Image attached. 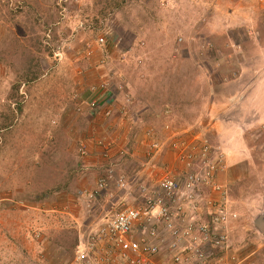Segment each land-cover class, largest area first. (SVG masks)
<instances>
[{"label":"rangeland","instance_id":"rangeland-1","mask_svg":"<svg viewBox=\"0 0 264 264\" xmlns=\"http://www.w3.org/2000/svg\"><path fill=\"white\" fill-rule=\"evenodd\" d=\"M195 133L226 156L223 263L264 264V0H0V264H75Z\"/></svg>","mask_w":264,"mask_h":264},{"label":"built area","instance_id":"built-area-1","mask_svg":"<svg viewBox=\"0 0 264 264\" xmlns=\"http://www.w3.org/2000/svg\"><path fill=\"white\" fill-rule=\"evenodd\" d=\"M184 136L171 139L177 168L155 166L141 202L124 203L93 222L79 237L75 264H225L238 218L227 185L219 182L226 156L203 133ZM105 185L99 182L96 193Z\"/></svg>","mask_w":264,"mask_h":264},{"label":"trees","instance_id":"trees-1","mask_svg":"<svg viewBox=\"0 0 264 264\" xmlns=\"http://www.w3.org/2000/svg\"><path fill=\"white\" fill-rule=\"evenodd\" d=\"M110 13V10H108V9H103V10H99L98 11V19L97 20H95L96 21V23L99 25L100 24V16H101V18L102 19H106L107 18V16H108V14ZM100 19V20H99ZM35 79H37V77L35 76V77H27V79H26V81L27 82H29V81H33V80H35ZM31 83V82H30ZM29 83V84H30ZM18 105V111H20V112H22V109H23V106H22V104H17ZM10 126H5L4 127V129H7V128H9ZM3 129V128H2Z\"/></svg>","mask_w":264,"mask_h":264},{"label":"water","instance_id":"water-1","mask_svg":"<svg viewBox=\"0 0 264 264\" xmlns=\"http://www.w3.org/2000/svg\"><path fill=\"white\" fill-rule=\"evenodd\" d=\"M256 225L262 230V232H264V216H260L256 220Z\"/></svg>","mask_w":264,"mask_h":264},{"label":"crops","instance_id":"crops-1","mask_svg":"<svg viewBox=\"0 0 264 264\" xmlns=\"http://www.w3.org/2000/svg\"><path fill=\"white\" fill-rule=\"evenodd\" d=\"M109 213H112V212H108V211H107V212L104 213V215L109 214ZM113 213H114V212H113ZM113 213H112V214H113ZM255 224H256V221H255ZM257 227H258V226H257ZM258 229H259L260 232H262V230H261L259 227H258ZM263 233H264V232H263ZM158 261L161 262V258H158ZM48 263H49V262H48ZM43 264H47V263L44 261Z\"/></svg>","mask_w":264,"mask_h":264}]
</instances>
